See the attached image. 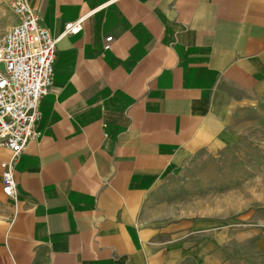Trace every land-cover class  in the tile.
Returning a JSON list of instances; mask_svg holds the SVG:
<instances>
[{
  "label": "crops",
  "instance_id": "crops-1",
  "mask_svg": "<svg viewBox=\"0 0 264 264\" xmlns=\"http://www.w3.org/2000/svg\"><path fill=\"white\" fill-rule=\"evenodd\" d=\"M26 1L59 40L15 200L0 146V264H216L204 220L160 191L264 117V0ZM7 2L2 35L18 24Z\"/></svg>",
  "mask_w": 264,
  "mask_h": 264
},
{
  "label": "rangeland",
  "instance_id": "rangeland-1",
  "mask_svg": "<svg viewBox=\"0 0 264 264\" xmlns=\"http://www.w3.org/2000/svg\"><path fill=\"white\" fill-rule=\"evenodd\" d=\"M217 157L167 183L160 199L177 218L204 220L205 239L218 242L216 264H264V117L242 128L235 147ZM182 264L202 262L189 257Z\"/></svg>",
  "mask_w": 264,
  "mask_h": 264
},
{
  "label": "built area",
  "instance_id": "built-area-1",
  "mask_svg": "<svg viewBox=\"0 0 264 264\" xmlns=\"http://www.w3.org/2000/svg\"><path fill=\"white\" fill-rule=\"evenodd\" d=\"M18 18L0 40V146L11 152L2 164L1 189L5 197L16 199L15 163L29 141L40 133V102L52 86L56 45L59 38L39 24V18L26 0H8ZM82 29V19L65 24L62 36ZM112 37L105 39L106 50Z\"/></svg>",
  "mask_w": 264,
  "mask_h": 264
}]
</instances>
